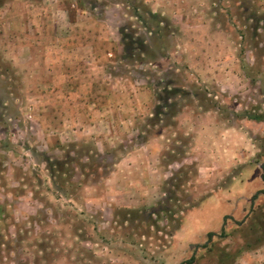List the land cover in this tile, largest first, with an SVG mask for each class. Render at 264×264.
I'll list each match as a JSON object with an SVG mask.
<instances>
[{"label":"rangeland","instance_id":"374dc122","mask_svg":"<svg viewBox=\"0 0 264 264\" xmlns=\"http://www.w3.org/2000/svg\"><path fill=\"white\" fill-rule=\"evenodd\" d=\"M263 173L264 0L0 3V264H264Z\"/></svg>","mask_w":264,"mask_h":264},{"label":"crops","instance_id":"0c3cea01","mask_svg":"<svg viewBox=\"0 0 264 264\" xmlns=\"http://www.w3.org/2000/svg\"><path fill=\"white\" fill-rule=\"evenodd\" d=\"M159 152L160 150L152 142L141 149L129 152L116 163L114 171L108 177V182L118 185L121 189L117 192L119 196L123 195L131 200L135 195L141 199L146 192L149 194L157 192L159 188L157 182H161L163 178H158Z\"/></svg>","mask_w":264,"mask_h":264},{"label":"trees","instance_id":"16d2710c","mask_svg":"<svg viewBox=\"0 0 264 264\" xmlns=\"http://www.w3.org/2000/svg\"><path fill=\"white\" fill-rule=\"evenodd\" d=\"M3 0H0V3H2ZM120 35L122 37V39H125L126 38V34L124 33L123 30H120ZM246 117L249 118V119H254V120H257V121H260L262 120V116H256V115H251V113L249 112H246ZM262 179L264 180V173L262 174ZM212 236V233H209L208 234V238H210Z\"/></svg>","mask_w":264,"mask_h":264}]
</instances>
